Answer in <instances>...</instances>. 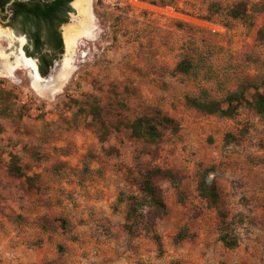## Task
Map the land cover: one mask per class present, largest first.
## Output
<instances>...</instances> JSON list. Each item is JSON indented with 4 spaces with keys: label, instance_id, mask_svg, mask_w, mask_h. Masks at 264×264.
<instances>
[{
    "label": "rangeland",
    "instance_id": "obj_1",
    "mask_svg": "<svg viewBox=\"0 0 264 264\" xmlns=\"http://www.w3.org/2000/svg\"><path fill=\"white\" fill-rule=\"evenodd\" d=\"M238 3L244 13L235 19L229 10ZM75 15L68 24L76 25ZM92 15V34L77 41L68 75L51 96L34 86L36 70L23 54L22 34L0 23V50L15 66L6 68L0 56V260L7 237L12 261L17 248L41 246L39 229L57 212L76 222L67 234L78 247L89 245L97 257L99 246H114L118 264H264V118L245 103L233 117L205 115L185 99L223 100L236 91L251 99L264 91V44L257 39L264 0H93ZM183 60L192 65L188 73L175 69ZM93 106L108 125L106 141ZM141 115L155 118L159 143L136 139L120 124ZM162 115L180 128L161 123ZM11 153L27 173L43 176V199L71 176L82 188L87 180H103L115 219L88 211L80 220L72 200L70 215L61 203L43 200L15 209L6 190L16 193L24 183L7 169ZM155 165L178 178L177 186L157 180L166 203L161 216L149 209L140 187ZM202 175L217 183L225 218L198 195ZM131 196L143 202L136 234L123 227ZM223 232L236 239L235 247L224 246ZM67 234L52 230L46 238L55 244Z\"/></svg>",
    "mask_w": 264,
    "mask_h": 264
},
{
    "label": "trees",
    "instance_id": "obj_2",
    "mask_svg": "<svg viewBox=\"0 0 264 264\" xmlns=\"http://www.w3.org/2000/svg\"><path fill=\"white\" fill-rule=\"evenodd\" d=\"M55 9L56 7H49L45 10L40 9L39 11H35V13L38 15L39 19L43 18L53 23L56 16ZM243 13L244 7L241 3H238L235 7L229 10V15L235 19L240 18ZM257 39L264 44V25L258 29ZM191 67L192 65L190 62L183 60L177 64L175 69L178 72L188 73L191 70ZM44 72H46V69ZM185 99L188 106L205 115L233 117L237 113L241 104L245 103L260 117L264 118V91H256L251 99L247 98L243 91L230 92L223 100L214 98L207 99L201 96L192 95H186ZM92 114L93 118L99 121L100 125L104 128V131L99 135L100 140L106 141L110 131L106 121L102 119L100 106H93ZM161 123L172 125L175 130L180 128L177 120L167 115H162ZM120 124L129 129L132 137L146 143L157 144L162 139V131L155 118L150 115H141L133 120H123ZM8 169L17 177H25L30 188L35 185L36 177L31 176L24 171L17 154H10ZM159 178L167 179L175 186L178 185L177 174L171 168L155 165L147 169L143 174L140 187L146 199L145 203L149 206V209L155 216H161L166 211V203L162 197L160 187L157 184ZM196 189L201 198L207 200L212 207L218 209L224 218L227 216L226 213L221 210V192L215 181L209 183L207 177L202 175L197 181ZM143 216V202L139 201L135 196H131V204L126 214V221L124 222V227L127 232L130 234H136ZM153 236L157 246L161 249L162 242L160 237L156 233H153ZM221 239L228 247H234L237 244L236 239L228 232H223V234H221ZM175 264L179 263L175 262Z\"/></svg>",
    "mask_w": 264,
    "mask_h": 264
},
{
    "label": "crops",
    "instance_id": "obj_3",
    "mask_svg": "<svg viewBox=\"0 0 264 264\" xmlns=\"http://www.w3.org/2000/svg\"><path fill=\"white\" fill-rule=\"evenodd\" d=\"M9 173L15 178L19 179V181H23L24 183L21 191H18L16 193L13 191L11 193L10 190H6L5 195L13 199V202H15V209H23L24 207L29 206L31 202L35 203V201L37 202L43 200L45 203H61L66 214L70 215L72 211V208L70 207L72 206V203L70 200H72L77 205V217L80 220L86 219L88 217V211H93L98 216L109 218V220L115 219L114 210L110 208V204L112 203L111 201H113V199L110 200V202L107 200L108 196L106 195V193L108 191V186L103 180H100L99 182L87 180L85 183L89 186L87 185L86 188H82L79 185L80 180L77 177L71 176L74 178L71 182H67L64 179L60 180L58 183H56V187H59L57 193H55L54 195L50 194L52 196H49V198L45 197L43 199V195L41 194V191L43 190L41 188L38 189V184H43V176L41 174L32 175L26 172L27 174L36 177L35 185L30 188L25 177H17L10 171ZM45 184L49 183L45 182ZM51 185L54 186L55 184L51 183ZM74 197L76 199H74ZM18 200H21L20 203H17ZM85 209H87V213ZM126 214L127 213L124 214L125 221ZM75 223L76 222H71V220L65 215L57 212L54 213L53 216H51L49 220L46 221V223H42V229H39L40 235L44 238L43 244L34 249H26L23 247L17 248L15 253L16 259H14V261H12L10 257H8L12 251L11 248L7 246V237L5 239L6 249H3L4 254L1 255L0 264H118L116 261V257L119 253V250L114 246H99V255L97 257H93L90 254L92 248L89 245L84 244L81 247H78L77 244L71 239L69 234H67L72 224L75 225ZM78 228L82 229L81 226H79ZM59 229L67 234L64 239L62 237L60 243L55 244L48 242L46 238L47 234H49V232L52 230L56 231ZM223 244L227 248H233L228 247L224 242ZM239 263L241 264V261H239ZM173 264H175V262Z\"/></svg>",
    "mask_w": 264,
    "mask_h": 264
},
{
    "label": "flooded vegetation",
    "instance_id": "obj_4",
    "mask_svg": "<svg viewBox=\"0 0 264 264\" xmlns=\"http://www.w3.org/2000/svg\"><path fill=\"white\" fill-rule=\"evenodd\" d=\"M72 1L0 0V23L9 26L12 32L22 34L25 41L23 54L37 59L36 72L42 82L47 81V76L49 79L53 76L52 71L64 54L66 45L63 28L68 24L71 12L75 10ZM49 7H56L53 23L39 19L35 13Z\"/></svg>",
    "mask_w": 264,
    "mask_h": 264
},
{
    "label": "bare ground",
    "instance_id": "obj_5",
    "mask_svg": "<svg viewBox=\"0 0 264 264\" xmlns=\"http://www.w3.org/2000/svg\"><path fill=\"white\" fill-rule=\"evenodd\" d=\"M92 1L93 0H74L73 4L77 9L78 16L76 25L69 23L63 28V35L66 45V57L63 60L62 67L58 72V75L52 76L49 80L42 82L41 77L36 72L34 86L41 91L43 95L51 96L54 94L61 86L62 79L68 75V69L70 65V60L72 57V51L77 44V41L81 36L91 35L94 29L92 22ZM0 56L8 59L7 54L0 50ZM31 65L34 66L36 70V63L33 59L25 57ZM16 64L20 62V58H16ZM6 68H14V64L10 63L8 60L6 62Z\"/></svg>",
    "mask_w": 264,
    "mask_h": 264
},
{
    "label": "water",
    "instance_id": "obj_6",
    "mask_svg": "<svg viewBox=\"0 0 264 264\" xmlns=\"http://www.w3.org/2000/svg\"><path fill=\"white\" fill-rule=\"evenodd\" d=\"M13 1V0H12ZM74 1V0H73ZM73 1H72V3H73ZM73 7H74V5H73ZM74 9H75V11H76V15L74 16V21L76 22V18H77V16H78V12H77V9L74 7ZM0 10H1V7H0ZM74 22V23H75Z\"/></svg>",
    "mask_w": 264,
    "mask_h": 264
},
{
    "label": "built area",
    "instance_id": "obj_7",
    "mask_svg": "<svg viewBox=\"0 0 264 264\" xmlns=\"http://www.w3.org/2000/svg\"><path fill=\"white\" fill-rule=\"evenodd\" d=\"M215 30V29H214ZM208 182L210 183L212 181V176L210 178H207Z\"/></svg>",
    "mask_w": 264,
    "mask_h": 264
}]
</instances>
